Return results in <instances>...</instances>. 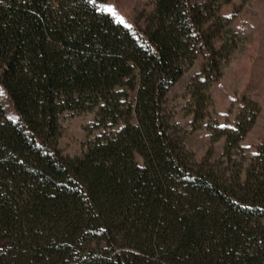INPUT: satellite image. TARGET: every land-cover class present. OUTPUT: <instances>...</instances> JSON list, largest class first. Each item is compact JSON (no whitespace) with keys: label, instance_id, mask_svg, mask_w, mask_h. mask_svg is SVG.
Here are the masks:
<instances>
[{"label":"trees","instance_id":"16d2710c","mask_svg":"<svg viewBox=\"0 0 264 264\" xmlns=\"http://www.w3.org/2000/svg\"><path fill=\"white\" fill-rule=\"evenodd\" d=\"M231 0H155L140 36L106 0H0V264H264V140L234 159L259 110L245 102L221 159L198 162L166 98L189 87L197 122L232 50ZM97 112L80 156L59 149L65 114Z\"/></svg>","mask_w":264,"mask_h":264},{"label":"rangeland","instance_id":"374dc122","mask_svg":"<svg viewBox=\"0 0 264 264\" xmlns=\"http://www.w3.org/2000/svg\"><path fill=\"white\" fill-rule=\"evenodd\" d=\"M104 9L118 22L123 20L136 36L155 9V0H106ZM113 9V11H109ZM225 22L223 37L215 43L217 49L228 46L231 59L223 66L221 79L209 93L212 105L205 119L194 126L189 87L201 73L206 62L199 57L181 80L169 91L165 108L178 126L180 137L189 153L198 162L212 154V163L218 162L225 150L226 139L213 143L215 129H232L237 124L245 102L259 110L256 123L241 142V152L235 154L237 163L247 169L264 140V0H231L220 10ZM121 23V22H120ZM0 101L6 116L17 120L16 110L6 90L0 85ZM97 112L65 114L61 118L62 136L59 149L64 156L76 157L86 150L87 143L98 136L94 131Z\"/></svg>","mask_w":264,"mask_h":264},{"label":"snow or ice","instance_id":"6c2138e0","mask_svg":"<svg viewBox=\"0 0 264 264\" xmlns=\"http://www.w3.org/2000/svg\"><path fill=\"white\" fill-rule=\"evenodd\" d=\"M109 11H113V13H114V10L113 9H109ZM120 22L123 23V20H121ZM0 94H2V93H0Z\"/></svg>","mask_w":264,"mask_h":264}]
</instances>
